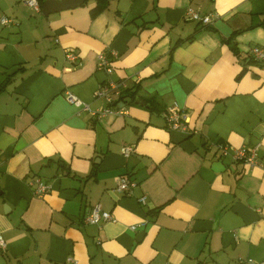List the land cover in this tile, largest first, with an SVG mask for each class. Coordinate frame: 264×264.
<instances>
[{
    "label": "crops",
    "instance_id": "obj_1",
    "mask_svg": "<svg viewBox=\"0 0 264 264\" xmlns=\"http://www.w3.org/2000/svg\"><path fill=\"white\" fill-rule=\"evenodd\" d=\"M40 1L0 0V264L263 261L264 65L250 49L264 46V0H108L97 11L84 0L47 15ZM188 8L218 17L201 25ZM104 50L127 83L124 115L64 98L107 105L95 95ZM175 103L189 132L167 128ZM218 143L258 146L261 164L221 156ZM123 175L131 195L115 189ZM37 178L50 184L43 196ZM98 205L113 219L86 223Z\"/></svg>",
    "mask_w": 264,
    "mask_h": 264
},
{
    "label": "built area",
    "instance_id": "obj_2",
    "mask_svg": "<svg viewBox=\"0 0 264 264\" xmlns=\"http://www.w3.org/2000/svg\"><path fill=\"white\" fill-rule=\"evenodd\" d=\"M24 3L27 6H30L36 11H40V4L38 0H24ZM218 17V14L210 12L207 14H202L199 10L194 8L187 9V18L195 21L201 25H207L213 22L215 18ZM10 21L9 18L2 17L0 22L6 24ZM112 56L108 55V50H104L99 53L98 56V67L102 69L107 74V79L103 81L101 86L96 92V97L105 98L107 105L104 108L93 109L89 104L83 102L78 96L72 93L70 90H65L64 98L68 103H71L75 106L80 107L83 111H88L91 114L104 117L110 114L124 115L127 113L126 106L120 104L118 100L124 98L128 87L125 81L116 80L112 77L114 73V67L112 65L113 56H116V52H111ZM250 55L256 61L264 65V46L255 45L250 49ZM79 55L75 52L74 48H65L64 49V59L71 63H76L78 61ZM117 98V99H115ZM115 99V101H114ZM167 128L169 130L175 131L180 130L184 132H189L190 116L186 108L181 107L179 104L175 103L167 108L165 112ZM216 146L219 149L221 156H230L234 161H244L246 164L254 166L260 165L258 146H242L236 149H233L228 144L218 143ZM134 151L133 145H124L122 147V153L125 156H129ZM33 183H35L33 193L36 196H43L45 192L50 189V184L44 182L40 178H37ZM136 185V181L131 179L127 175H123L119 178L116 185V190L131 195L132 190ZM146 197L140 199L141 202L145 203ZM113 219V214L109 211L103 210L99 205L87 208L85 214V222L89 224H101L103 221H108ZM132 229H136L135 225L131 226ZM5 241L0 236V248H4ZM67 262L74 264L75 259L73 256L67 258ZM245 264H264L263 261H257L253 258L244 259ZM167 264H172L168 262Z\"/></svg>",
    "mask_w": 264,
    "mask_h": 264
},
{
    "label": "water",
    "instance_id": "obj_3",
    "mask_svg": "<svg viewBox=\"0 0 264 264\" xmlns=\"http://www.w3.org/2000/svg\"><path fill=\"white\" fill-rule=\"evenodd\" d=\"M83 3L84 0H45L42 3L41 10L43 14L47 15L49 13L60 11L63 9L78 7ZM137 102L145 104V102L141 101L140 98H137Z\"/></svg>",
    "mask_w": 264,
    "mask_h": 264
},
{
    "label": "trees",
    "instance_id": "obj_4",
    "mask_svg": "<svg viewBox=\"0 0 264 264\" xmlns=\"http://www.w3.org/2000/svg\"><path fill=\"white\" fill-rule=\"evenodd\" d=\"M108 0H97V5L96 7L93 9L94 11L100 10L102 9L106 4H107ZM39 4H41V1L38 0ZM246 69H244L241 74L245 71Z\"/></svg>",
    "mask_w": 264,
    "mask_h": 264
}]
</instances>
